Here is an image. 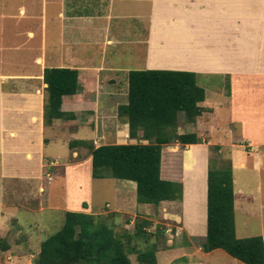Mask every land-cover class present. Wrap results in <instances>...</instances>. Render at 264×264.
Wrapping results in <instances>:
<instances>
[{"label": "crops", "instance_id": "obj_1", "mask_svg": "<svg viewBox=\"0 0 264 264\" xmlns=\"http://www.w3.org/2000/svg\"><path fill=\"white\" fill-rule=\"evenodd\" d=\"M47 67L78 71L77 91L63 95L60 106L70 117L45 119ZM130 69L227 77L230 93L216 94V102L208 103L205 92L199 104L209 111L188 122L196 130L190 132L205 141L163 145L161 177L180 181L182 197L160 201L158 211L190 240L205 236L209 146H222L210 141L205 123L228 105L235 128L230 127V148L220 151L231 160L235 235H261L264 241V0H0V234L13 214L7 211L19 206L10 196L22 188L20 200L40 199L42 210V180L50 184L53 173L64 178L62 210L90 205L91 155L69 142H130L129 125L118 116V106L127 102ZM239 89L246 94H236ZM256 90L259 94H251ZM48 147L64 158L62 165ZM238 176L243 177L239 187ZM10 178L21 179L12 190L5 185ZM127 181L115 187V210L138 203L136 182ZM235 264L244 263L235 259Z\"/></svg>", "mask_w": 264, "mask_h": 264}, {"label": "trees", "instance_id": "obj_2", "mask_svg": "<svg viewBox=\"0 0 264 264\" xmlns=\"http://www.w3.org/2000/svg\"><path fill=\"white\" fill-rule=\"evenodd\" d=\"M77 73L69 67L44 69L47 121L71 116L60 106L63 95L77 91ZM204 99L205 89L192 71L130 69L127 102L118 106V116L129 125L130 142L95 146L88 140H72L69 147L88 148L92 177L135 181L138 203L180 200L182 183L161 177L162 148L174 141H205L194 132L177 131L180 113L186 122H195L209 111L199 104ZM209 148L214 156L208 158L206 234L199 245L205 252L222 249L244 264H264L262 236L235 235L231 160L220 158L219 144ZM64 215L60 229L41 241L36 264H130L129 254L135 250L132 234L118 235L103 220L84 211L67 210ZM156 228L162 232L160 225ZM136 232L144 234L141 226ZM156 252L157 246L152 244L138 250L137 259L141 264H156Z\"/></svg>", "mask_w": 264, "mask_h": 264}, {"label": "rangeland", "instance_id": "obj_3", "mask_svg": "<svg viewBox=\"0 0 264 264\" xmlns=\"http://www.w3.org/2000/svg\"><path fill=\"white\" fill-rule=\"evenodd\" d=\"M197 82L205 88L206 94L209 95L208 103L216 102L214 98L216 94L230 93V85L226 76L222 78H197ZM244 91L239 89L236 91V94H246ZM251 94H259V91H253ZM245 116L249 119L248 114H245ZM209 117L210 119L205 123V127L209 129L207 135L210 141L221 143L222 146L220 147L223 150L228 149V145H230L233 139L230 127L235 128V126L230 124L229 106H220ZM178 123L180 124L179 132L181 133L196 131L193 130L194 123L186 122L183 113L179 114ZM237 132H239V129ZM89 142L93 143V140ZM53 145L56 147V151H58L60 148L58 143ZM60 146L63 151L68 153L66 145L60 143ZM53 149L48 147L52 158L57 160V165H62L64 158L56 157ZM85 152H87V157H89L90 152L88 148L85 149ZM221 153L220 158L223 157L226 160L228 154L226 152ZM209 155L214 156V152H211L210 148ZM8 172L14 173V171ZM87 176L89 178L87 185L90 182V186H88L90 192L87 194L90 205L88 202L87 204L83 203L84 209L82 211L93 214L100 220H103L118 235L129 233L134 236L132 244L135 245V250L129 254L130 264H141L137 259V251L150 247L152 244L157 246V264H235V259L221 249L211 253L198 250L199 244L204 240V236H200L199 234L192 235L190 240L185 231H181V229L177 230L176 225L172 221L164 219L159 214L158 204L136 203L135 207L128 206L125 210H115V187L117 184H126L127 180L114 177L102 179L90 177L89 167H87ZM53 177L54 179L50 184L46 177L42 180L46 187L42 210L38 209L39 202L37 200L40 199L30 198L27 200L23 199L24 201L20 200L23 198L20 193L23 191L22 188L18 189L17 195L13 194L10 196V198H17L18 201L16 202H19V206L7 211V213L13 214L6 224H4V228H1L0 264H36L41 241L48 235L58 231L62 226L65 211L61 207L65 205L66 200L65 183L63 176L53 173ZM241 177H237L238 187L243 184V177ZM20 182L21 179L19 178H10L5 180V185L12 190V187L19 185ZM129 190L132 191L130 188ZM37 197H40V194ZM36 201L37 204H35ZM20 203H27L29 207L35 206V208L33 210H26L20 206ZM144 210L145 212H143ZM145 222L149 223L146 225ZM157 224L161 226L162 232H159L156 228ZM138 226H141L144 234L136 232Z\"/></svg>", "mask_w": 264, "mask_h": 264}]
</instances>
